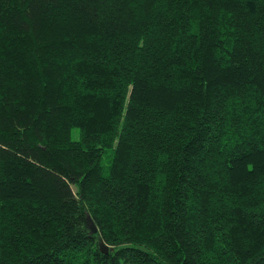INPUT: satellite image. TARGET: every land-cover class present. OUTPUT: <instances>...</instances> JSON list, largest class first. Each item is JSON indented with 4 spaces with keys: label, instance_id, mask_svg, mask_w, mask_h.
I'll list each match as a JSON object with an SVG mask.
<instances>
[{
    "label": "trees",
    "instance_id": "1",
    "mask_svg": "<svg viewBox=\"0 0 264 264\" xmlns=\"http://www.w3.org/2000/svg\"><path fill=\"white\" fill-rule=\"evenodd\" d=\"M0 264H264V0H0Z\"/></svg>",
    "mask_w": 264,
    "mask_h": 264
},
{
    "label": "water",
    "instance_id": "2",
    "mask_svg": "<svg viewBox=\"0 0 264 264\" xmlns=\"http://www.w3.org/2000/svg\"><path fill=\"white\" fill-rule=\"evenodd\" d=\"M88 225L90 227L91 234H95L98 229H97L96 225L94 224V222L89 217H88ZM100 250L103 253H108L109 252V247L101 241L100 242Z\"/></svg>",
    "mask_w": 264,
    "mask_h": 264
},
{
    "label": "rangeland",
    "instance_id": "3",
    "mask_svg": "<svg viewBox=\"0 0 264 264\" xmlns=\"http://www.w3.org/2000/svg\"><path fill=\"white\" fill-rule=\"evenodd\" d=\"M76 131V130H75ZM107 159V158H106Z\"/></svg>",
    "mask_w": 264,
    "mask_h": 264
}]
</instances>
